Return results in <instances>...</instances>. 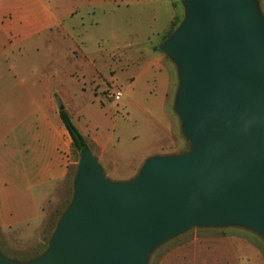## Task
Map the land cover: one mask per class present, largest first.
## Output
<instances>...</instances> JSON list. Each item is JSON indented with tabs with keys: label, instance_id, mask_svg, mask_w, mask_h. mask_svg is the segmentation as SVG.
I'll return each mask as SVG.
<instances>
[{
	"label": "rangeland",
	"instance_id": "rangeland-1",
	"mask_svg": "<svg viewBox=\"0 0 264 264\" xmlns=\"http://www.w3.org/2000/svg\"><path fill=\"white\" fill-rule=\"evenodd\" d=\"M47 1L64 25L0 56V249L23 260L45 250L72 197L79 151L68 133L60 146L61 106L115 180L134 177L161 147L187 146L173 108L177 69L158 49L184 17L181 1ZM239 242L255 246L264 264V241L237 227L191 230L150 264H244Z\"/></svg>",
	"mask_w": 264,
	"mask_h": 264
},
{
	"label": "water",
	"instance_id": "water-1",
	"mask_svg": "<svg viewBox=\"0 0 264 264\" xmlns=\"http://www.w3.org/2000/svg\"><path fill=\"white\" fill-rule=\"evenodd\" d=\"M158 46L176 66L183 150L146 157L128 180L79 151L70 202L45 250L0 264H150L194 229L237 227L264 241V13L259 0H180ZM64 107L61 106L60 109Z\"/></svg>",
	"mask_w": 264,
	"mask_h": 264
},
{
	"label": "crops",
	"instance_id": "crops-1",
	"mask_svg": "<svg viewBox=\"0 0 264 264\" xmlns=\"http://www.w3.org/2000/svg\"><path fill=\"white\" fill-rule=\"evenodd\" d=\"M76 12V9L73 8L67 12V15L70 16ZM56 25H64V18L47 0H0V56L13 43L38 35ZM161 58L160 56L156 59L160 61ZM152 61H155V58ZM54 126L61 146L63 141L60 137L65 138L68 132L63 125L55 124ZM169 146L161 147L158 151L167 153ZM96 155L103 160L102 154L96 152ZM56 170L61 173L60 176L64 174L60 169ZM236 251L244 264H260L259 252L255 246L239 242Z\"/></svg>",
	"mask_w": 264,
	"mask_h": 264
},
{
	"label": "trees",
	"instance_id": "trees-1",
	"mask_svg": "<svg viewBox=\"0 0 264 264\" xmlns=\"http://www.w3.org/2000/svg\"><path fill=\"white\" fill-rule=\"evenodd\" d=\"M173 31H171L168 36L172 33ZM167 36V37H168ZM166 37V38H167ZM59 116L60 119L66 129V131L68 132L70 138H71V144L74 150L80 151V149L84 146H89L87 139L85 138V136L82 134V132L80 131V129L77 127V125L73 122L69 112L63 108L59 110ZM43 252V251H42ZM42 252L33 255L29 258H25L26 260L31 259L36 257L37 255L41 254Z\"/></svg>",
	"mask_w": 264,
	"mask_h": 264
},
{
	"label": "built area",
	"instance_id": "built-area-1",
	"mask_svg": "<svg viewBox=\"0 0 264 264\" xmlns=\"http://www.w3.org/2000/svg\"><path fill=\"white\" fill-rule=\"evenodd\" d=\"M121 97H122V92L121 91L116 92V94L114 95V98L116 100H119Z\"/></svg>",
	"mask_w": 264,
	"mask_h": 264
}]
</instances>
